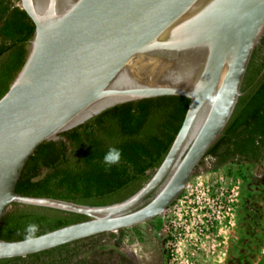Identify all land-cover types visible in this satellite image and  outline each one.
Segmentation results:
<instances>
[{"label":"water","instance_id":"obj_1","mask_svg":"<svg viewBox=\"0 0 264 264\" xmlns=\"http://www.w3.org/2000/svg\"><path fill=\"white\" fill-rule=\"evenodd\" d=\"M34 24L26 58L0 97V218L12 202L88 219L22 240L0 238V259L26 256L159 217L221 135L264 32V0H18ZM151 64L131 71V62ZM190 100L152 176L127 199L88 206L15 190L34 149L109 106ZM153 198L139 208L150 193Z\"/></svg>","mask_w":264,"mask_h":264},{"label":"trees","instance_id":"obj_2","mask_svg":"<svg viewBox=\"0 0 264 264\" xmlns=\"http://www.w3.org/2000/svg\"><path fill=\"white\" fill-rule=\"evenodd\" d=\"M33 32L34 24L18 0H0V97L24 63ZM189 102L181 96H160L104 108L56 138L41 142L29 156L16 192L88 206L127 199L162 162ZM110 147L121 151V159L107 167L103 156ZM205 157L212 160L210 169L228 163L243 169L244 164L259 163L264 157V32L252 50L234 109ZM158 189L133 209L149 202ZM88 218L12 202L0 218V238L22 240ZM29 224L37 226L35 232L26 231ZM154 226L160 230V219ZM130 231L120 230L129 235ZM115 236L114 232L100 233L26 256L2 258L0 264H132L114 245Z\"/></svg>","mask_w":264,"mask_h":264},{"label":"built area","instance_id":"obj_3","mask_svg":"<svg viewBox=\"0 0 264 264\" xmlns=\"http://www.w3.org/2000/svg\"><path fill=\"white\" fill-rule=\"evenodd\" d=\"M235 179L215 171L193 174L160 215L165 264H214L215 233L236 225L239 186Z\"/></svg>","mask_w":264,"mask_h":264},{"label":"rangeland","instance_id":"obj_4","mask_svg":"<svg viewBox=\"0 0 264 264\" xmlns=\"http://www.w3.org/2000/svg\"><path fill=\"white\" fill-rule=\"evenodd\" d=\"M211 171L227 175L228 180L236 178L240 195L236 225L214 235L217 245L214 264H264V157L259 163L244 164L243 169L237 163H228L217 169L207 166L195 169L194 173ZM116 243L124 246L125 239L120 236ZM165 254L162 239L160 249H152L146 254L147 262L141 255L143 264H157L160 260L165 263Z\"/></svg>","mask_w":264,"mask_h":264},{"label":"flooded vegetation","instance_id":"obj_5","mask_svg":"<svg viewBox=\"0 0 264 264\" xmlns=\"http://www.w3.org/2000/svg\"><path fill=\"white\" fill-rule=\"evenodd\" d=\"M202 162L197 166L196 170H200L207 167H210V163H212V160H209L208 157H205L201 160ZM240 200V195H239ZM239 212V211H238ZM237 212V213H238ZM160 219L159 217H155L149 221H146L144 223L138 224L136 226L130 227V235L129 232L126 234H123L122 232L117 231L115 233L114 238V245L116 248L120 251H122L124 254L127 255V257L130 259L132 264H143L142 256L144 255V259L146 262L148 261L147 253L152 249H160V242L162 241L163 237L160 233V230L155 229V220ZM161 221V220H160ZM122 237L125 239L124 246H119L116 243V239L118 237ZM132 246V247H130ZM155 247V248H153ZM157 264H165L162 263V260L157 262Z\"/></svg>","mask_w":264,"mask_h":264},{"label":"clouds","instance_id":"obj_6","mask_svg":"<svg viewBox=\"0 0 264 264\" xmlns=\"http://www.w3.org/2000/svg\"><path fill=\"white\" fill-rule=\"evenodd\" d=\"M121 159V151L118 148L110 147L107 152L103 156V163L107 167H111L112 165L118 164ZM37 226L34 224H29L27 226L26 231L29 233L35 232Z\"/></svg>","mask_w":264,"mask_h":264},{"label":"bare ground","instance_id":"obj_7","mask_svg":"<svg viewBox=\"0 0 264 264\" xmlns=\"http://www.w3.org/2000/svg\"><path fill=\"white\" fill-rule=\"evenodd\" d=\"M151 64L146 61V59L139 58V59H134L131 62V71L133 70L134 72H144L150 69Z\"/></svg>","mask_w":264,"mask_h":264}]
</instances>
